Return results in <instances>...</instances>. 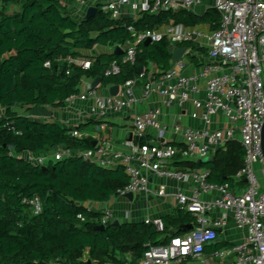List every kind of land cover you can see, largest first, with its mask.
<instances>
[{
	"label": "trees",
	"instance_id": "1",
	"mask_svg": "<svg viewBox=\"0 0 264 264\" xmlns=\"http://www.w3.org/2000/svg\"><path fill=\"white\" fill-rule=\"evenodd\" d=\"M96 9L88 20L76 22L56 0H0V264H139L149 246H164L186 234L174 235L173 230L195 223L192 214L178 210L162 217V231L152 224L115 226L112 221L103 225L104 230H96L102 215L84 204L105 203L114 197L128 183L124 168H100L81 157L50 160L43 166L25 159V155L58 149L91 150L94 140L73 138L70 129L31 120L14 109L62 108L79 92L81 79L99 78L102 86H122L132 79L155 81L170 69L174 47L165 39L147 45L139 42L132 64L123 62L124 53L87 58L81 51L96 46L122 49L132 41L129 27L136 32L169 24L188 28L208 24L212 32L219 27L215 9L203 16L185 10L146 12L136 20L113 19L102 6ZM175 47L206 52L192 42ZM69 58H87L90 66L69 64ZM112 62L120 65V73L105 78ZM133 143L142 145L147 139L135 138ZM178 158L174 166L205 170L208 182L231 184L242 168L244 150L238 142L229 141L215 152L212 162ZM32 198L41 204L37 214L23 203Z\"/></svg>",
	"mask_w": 264,
	"mask_h": 264
},
{
	"label": "built area",
	"instance_id": "2",
	"mask_svg": "<svg viewBox=\"0 0 264 264\" xmlns=\"http://www.w3.org/2000/svg\"><path fill=\"white\" fill-rule=\"evenodd\" d=\"M200 0H108L102 10L113 19L120 18V9L128 6L135 13H156L159 11H188ZM214 9L219 15V27L209 35H202L182 25L169 24L163 32L145 30L136 32L128 28L132 41L123 50V62L132 64L135 58V46L149 39L151 43L167 40L171 47L193 42L199 37L207 41L210 56L220 60L219 64L203 66L198 78L205 82V99L195 96L200 92L197 77H184L175 69H169L155 81L144 80L141 90L144 96L156 93L162 98L165 106L182 107L191 102L195 108L202 109L200 120L204 128L195 129L179 123L167 125L158 120L159 110H149L134 120L136 138L146 139V130L155 132L156 142L136 145L130 153L110 152L107 140H96L91 150L71 151L58 149L45 155H25V159L34 165L43 166L48 161H61L72 157H81L84 161L104 169L124 168L128 183L117 190L114 197L123 198L126 194L148 192V176L142 172L158 177L184 182L192 178L197 187L191 196L181 191L176 193L180 210L192 214L195 223L192 229L182 236L174 237L164 246H149L139 264H183L193 259L196 264H210L203 255L204 247L217 238L216 228L224 225V219L210 221L206 214L213 210L229 212L236 227L245 231L243 242L224 250L214 252V257L222 259L234 256L232 264H264V191L254 173V165L264 163L261 147V132L264 127V0H214ZM69 64L88 69L90 62L69 58ZM45 66H48L46 64ZM70 72H67L69 75ZM120 65L112 62L104 72V77L117 76ZM140 79H132L119 86L116 96L102 95L97 88H91L92 81L81 79L79 92L72 95L67 102L78 99H92L94 105L90 113L103 120L109 112L118 113L131 110L138 99L135 90ZM82 89V90H81ZM222 116L228 123L227 128H211L212 118ZM195 117V114L192 115ZM100 122L97 132L104 131ZM168 130L181 134V147L164 143ZM238 134V139H236ZM73 138L82 140L90 138L85 132L71 129ZM229 141H237L244 150L242 168L233 180H244L245 187L236 194L230 184L208 182L205 170L185 171L174 166L176 157L183 161L198 162L200 159L213 156L218 149H223ZM264 174V167L262 169ZM215 193L209 201H201V194ZM158 197L165 195L164 187L155 193ZM23 203L37 214L41 210L37 198L23 200ZM89 210V209H87ZM91 211V210H90ZM102 225L113 218L110 209H100ZM158 231L163 230L160 219L145 220ZM91 264V263H88Z\"/></svg>",
	"mask_w": 264,
	"mask_h": 264
},
{
	"label": "crops",
	"instance_id": "3",
	"mask_svg": "<svg viewBox=\"0 0 264 264\" xmlns=\"http://www.w3.org/2000/svg\"><path fill=\"white\" fill-rule=\"evenodd\" d=\"M59 2L67 11L68 15L76 22L82 20L89 7H96L97 5L102 6L108 0H56ZM139 1V0H136ZM214 9V0H200L198 4L193 5L188 12L196 15L203 16L208 10ZM178 11V10H176ZM140 13H135L130 10L128 6H123L120 9L119 19H133L136 20ZM219 16V15H218ZM163 25L157 30L163 32ZM188 28V27H186ZM189 29L195 30L199 34L209 35L212 33L210 25L201 24ZM193 45L198 48H204L205 53L192 49H187L181 59L172 63L170 69H175L178 74L184 77H197L198 85L200 86V92L195 96L198 100L205 99V82L201 78H198L203 66L219 64L220 60L216 57L209 55L207 51V41L203 37H199L194 40ZM128 43L122 48L125 50L128 47ZM176 48L180 47H175ZM114 48H104L96 46L91 51H81V54L87 58L99 55V54H111ZM79 59L78 61H87L88 59ZM89 61V60H88ZM150 80V78H148ZM140 84L135 90V95L138 99L137 103L131 110H125L118 113L109 112L106 114L105 119L100 120L96 115L90 113V108L94 105L92 99L80 101L75 99L62 108H51L48 106L28 108V115H24L31 120L39 122H52L66 129H76L82 127L81 132H85L91 139L96 140L105 138L108 144V150L110 152L118 153H130L133 151L134 145L133 140L136 138L134 120L137 116L153 109L159 110L158 120L161 123L171 125L173 123H179L182 126L188 128L201 129L204 128L203 122L200 120L202 109L195 108L191 102L184 104L182 107L175 105L165 106L162 103V98L156 94L151 93L144 96L141 85L143 81L139 80ZM111 86L99 85L98 89L102 95L109 94L108 90ZM82 90V89H81ZM195 114V117L192 115ZM97 122L104 125L103 132L96 131ZM229 123L220 115L212 118L211 128H227ZM132 133V140L127 141V133ZM147 142L154 144L157 140L155 132L151 129H147L146 132ZM238 139V134H236ZM156 140V141H155ZM164 143L169 146L181 147L183 144V137L181 134H175L171 130H168L164 135ZM237 142V141H235ZM214 156V155H213ZM180 157L178 158V160ZM183 161V160H182ZM264 163H257L254 165V173L256 175L259 191H264V174L262 169ZM181 168V167H179ZM182 169V168H181ZM148 176V192L135 193L132 199L126 197L118 198L112 197L105 203H85L84 207L93 211L98 212L100 209H110L113 213L112 222L117 220L119 224L122 223H144L145 220L162 219L166 215H173L175 212L180 210L176 193L181 191L186 196H191L195 191L197 184L192 178H188L184 182L176 180L158 178L147 171L142 172ZM233 191L239 194L245 187V181L233 180L230 184ZM164 187L165 195L158 197L154 193L160 188ZM216 194H201L199 199L201 201H209ZM206 217L210 221H217L222 217L224 219V225L216 228L217 238L220 241L215 243H209L204 247L203 255L210 264H232L234 256L224 257L218 259L214 257V252L218 250H224L230 248L236 244L243 242L246 238V233L236 227L233 216L229 212H223L221 210H213L206 214ZM215 239V240H216ZM214 240V241H215ZM222 244V247L215 249V246ZM87 256L84 257V261ZM183 264H196L193 259H187Z\"/></svg>",
	"mask_w": 264,
	"mask_h": 264
},
{
	"label": "water",
	"instance_id": "4",
	"mask_svg": "<svg viewBox=\"0 0 264 264\" xmlns=\"http://www.w3.org/2000/svg\"><path fill=\"white\" fill-rule=\"evenodd\" d=\"M96 7H94V6H92V7H89L88 9H87V11H86V14H85V16H84V18H83V20H88L89 18H91L92 16H94L95 15V13H96ZM151 42H150V40L149 39H146L145 41H144V44L145 45H147V44H150ZM186 50H187V48L186 47H183V48H176L174 51H173V53H172V56H171V62L172 63H176V62H178L180 59H181V57L184 55V53L186 52ZM123 53V50L120 48V47H115V49H114V54H116V55H119V54H122ZM142 73V69L140 68L139 69V74H141ZM153 79L152 78H150V81H152ZM99 84H100V79L99 78H96L95 80H93L92 81V83H91V88H93V89H95V88H97L98 86H99ZM118 90H119V86H117V85H114V86H111L110 88H109V90H108V92H109V94L111 95V96H116L117 95V93H118ZM126 140L127 141H131L132 140V133H127V135H126ZM96 146V142H93V147H95ZM261 147H262V151H263V155H264V127L262 128V132H261ZM55 150H56V148H55ZM213 157L214 156H209V157H206V158H203V159H200L198 162H212L213 161ZM42 169H44V167L42 168ZM132 196H133V194H131V193H128V194H126V198H128V199H132ZM112 224L113 225H115V226H117V225H119V222L117 221V220H114L113 222H112ZM95 229L96 230H99V231H102V230H104V226L103 225H100V226H97V227H95ZM192 229V225H183V226H180L179 228H177V229H175V230H173L172 231V233L174 234V235H176L177 233H187V232H189L190 230ZM220 240L219 239H216L215 241H212V243H215V242H219ZM211 243V242H210Z\"/></svg>",
	"mask_w": 264,
	"mask_h": 264
},
{
	"label": "rangeland",
	"instance_id": "5",
	"mask_svg": "<svg viewBox=\"0 0 264 264\" xmlns=\"http://www.w3.org/2000/svg\"><path fill=\"white\" fill-rule=\"evenodd\" d=\"M14 111L19 113L20 115H28V109L27 108H16V109H14ZM0 113H1V111H0Z\"/></svg>",
	"mask_w": 264,
	"mask_h": 264
}]
</instances>
